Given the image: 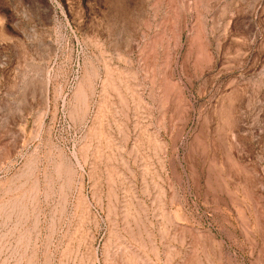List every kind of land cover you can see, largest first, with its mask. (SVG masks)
Segmentation results:
<instances>
[{
    "label": "rangeland",
    "instance_id": "1",
    "mask_svg": "<svg viewBox=\"0 0 264 264\" xmlns=\"http://www.w3.org/2000/svg\"><path fill=\"white\" fill-rule=\"evenodd\" d=\"M0 264H264V0H0Z\"/></svg>",
    "mask_w": 264,
    "mask_h": 264
}]
</instances>
